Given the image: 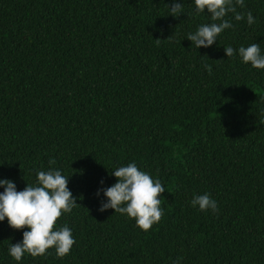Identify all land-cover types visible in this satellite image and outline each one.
<instances>
[{
    "label": "trees",
    "instance_id": "1",
    "mask_svg": "<svg viewBox=\"0 0 264 264\" xmlns=\"http://www.w3.org/2000/svg\"><path fill=\"white\" fill-rule=\"evenodd\" d=\"M0 264H264V0H0Z\"/></svg>",
    "mask_w": 264,
    "mask_h": 264
}]
</instances>
